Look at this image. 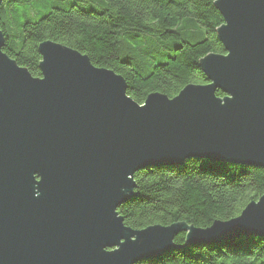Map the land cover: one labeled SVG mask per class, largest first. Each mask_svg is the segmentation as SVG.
<instances>
[{"label":"water","instance_id":"obj_1","mask_svg":"<svg viewBox=\"0 0 264 264\" xmlns=\"http://www.w3.org/2000/svg\"><path fill=\"white\" fill-rule=\"evenodd\" d=\"M215 6L226 53L200 60L208 83L144 104L122 75L56 41L39 44L33 76L0 30V264H141L182 231L188 246L264 237V195L208 228L136 230L118 212L147 168L203 158L264 169V0Z\"/></svg>","mask_w":264,"mask_h":264},{"label":"trees","instance_id":"obj_2","mask_svg":"<svg viewBox=\"0 0 264 264\" xmlns=\"http://www.w3.org/2000/svg\"><path fill=\"white\" fill-rule=\"evenodd\" d=\"M215 1L3 0L0 30L4 51L33 76H41L39 44L56 41L122 75L128 94L144 104L153 93L173 98L188 84L208 83L200 60L226 53L216 34L224 18ZM134 177L136 196L118 212L136 230L181 222L208 228L264 195V169L203 158ZM186 234L176 235L175 250L141 264H264V237L188 246Z\"/></svg>","mask_w":264,"mask_h":264}]
</instances>
